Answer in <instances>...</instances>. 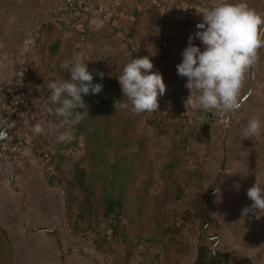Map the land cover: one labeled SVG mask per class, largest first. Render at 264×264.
<instances>
[{"label": "rangeland", "instance_id": "1", "mask_svg": "<svg viewBox=\"0 0 264 264\" xmlns=\"http://www.w3.org/2000/svg\"><path fill=\"white\" fill-rule=\"evenodd\" d=\"M51 2L50 7L59 0ZM187 2L91 0L79 21L86 22L88 31L57 24L42 30L29 79L31 109L24 115L32 129L36 123L46 129L35 134V147L51 156L56 152V134L48 126L59 125L62 118L54 112L58 105L47 100V84L67 79L61 64L79 55L93 79L101 76L103 90L86 105L82 134L67 152L81 160L96 198L109 192L120 200L121 221L116 225L95 209L89 228L75 232L64 192L49 185L37 155L36 167L24 169L16 182L0 181V264H196L199 259L207 264L213 251L224 257V264H264L260 221L215 215L211 211L218 209L208 207L217 192L212 184L208 189L203 184L211 149L202 124L193 118L177 129L180 101L186 108L190 93L176 65L195 32ZM98 22L102 27L97 28ZM9 42L17 46V41ZM146 56L166 85L159 108L141 114L130 107L115 110L117 101L127 102L117 75L130 59ZM186 110L193 117L197 112ZM202 160L206 164L199 175Z\"/></svg>", "mask_w": 264, "mask_h": 264}, {"label": "clouds", "instance_id": "2", "mask_svg": "<svg viewBox=\"0 0 264 264\" xmlns=\"http://www.w3.org/2000/svg\"><path fill=\"white\" fill-rule=\"evenodd\" d=\"M195 9L202 21L196 24L197 31L189 35L182 60L176 65L177 75L186 78L184 86L190 93L185 106L204 115L213 110L234 113L241 107L239 98L245 75L257 60L258 50L264 47V16L245 0H218L214 6ZM100 27L102 22L97 23ZM197 40L203 50L195 43ZM61 69L68 73V78L53 79L46 89L50 91L47 100L58 105L55 115L62 118L59 125L48 126L58 143L71 140V133L62 129L81 120L87 109L83 97L103 90L102 84L92 82L93 75L79 55L64 61ZM153 69L147 56L132 58L123 65L116 78L127 102L117 101L115 110L130 107L134 114H141L154 113L159 108L158 98L164 96L166 85L162 74ZM45 107L53 111L48 105ZM32 130L37 135L46 131L40 123L34 124ZM241 131L245 139L264 135V121L251 118ZM246 195L252 203L242 209L241 216L253 213L256 219L264 217V185L257 179Z\"/></svg>", "mask_w": 264, "mask_h": 264}, {"label": "crops", "instance_id": "3", "mask_svg": "<svg viewBox=\"0 0 264 264\" xmlns=\"http://www.w3.org/2000/svg\"><path fill=\"white\" fill-rule=\"evenodd\" d=\"M188 1L196 3L189 5L190 7L201 10L218 2L209 0L204 4L202 0ZM245 2L264 16V0ZM51 4V0H0V52L16 49L25 35H19L18 32L25 28L28 31ZM198 17L202 20L200 15ZM9 41H17V46H10ZM263 57L264 47H261L257 60L245 75L239 98L241 107L236 112L227 114L228 123L225 126H215L210 133L211 150L206 165V181L203 184L205 189L212 184L217 192L211 198L213 202L208 204L209 209H218L211 211L215 215L242 217V209L250 207L252 203L246 195L247 190L257 179L264 185V135L245 139L241 131L251 118L257 117L264 121ZM248 217L256 221L253 213L241 219ZM258 221L263 227L264 217Z\"/></svg>", "mask_w": 264, "mask_h": 264}, {"label": "built area", "instance_id": "4", "mask_svg": "<svg viewBox=\"0 0 264 264\" xmlns=\"http://www.w3.org/2000/svg\"><path fill=\"white\" fill-rule=\"evenodd\" d=\"M91 0H62L45 11L25 33L20 45L10 51L0 52V130L4 127V141L0 142V181L16 182L24 169L37 165L35 133L28 118L31 109L29 79L37 63V39L50 24L75 28L79 24L80 12ZM209 0H202L207 4ZM188 15L196 24L202 20L195 7H188ZM208 113H206L207 115ZM210 131L215 126H225L227 114L213 110Z\"/></svg>", "mask_w": 264, "mask_h": 264}, {"label": "trees", "instance_id": "5", "mask_svg": "<svg viewBox=\"0 0 264 264\" xmlns=\"http://www.w3.org/2000/svg\"><path fill=\"white\" fill-rule=\"evenodd\" d=\"M184 1V0H182ZM189 5H195V2L188 1ZM86 22L78 24L77 27L73 28L77 32H86L88 31V27L85 25ZM59 26V24H57ZM62 26V25H61ZM65 27V26H64ZM37 49H38V39H37ZM34 70V69H33ZM30 73V76L33 72ZM68 73L66 72L65 76ZM101 76H96L93 79V83H100ZM83 99L85 100L86 105L93 104L95 101V96L89 94L84 96ZM180 108L183 112L179 121H177V129L180 130L178 127H182L184 125H189L192 123V119L194 118L195 123H201L203 127V135L205 137V145L209 149L210 146V122L211 118L205 116L202 111L197 110L195 116L189 115L186 112V108H184V102L180 101ZM176 126V124H175ZM65 129V130H64ZM62 129L66 131L68 129H72L73 133L71 134V140L66 142H57L56 138V145L57 149L53 156L47 153L46 150H43L39 147L37 151L38 157L41 158L40 163L42 164L43 170L46 175V180L49 185H57L60 186L64 192L65 196V207L67 212V218L69 221H72V227L74 231H84L89 228V219L92 212L95 209L101 210V216L106 218L107 220H112L116 223V225L120 224V216H121V202L118 198L112 196L109 192H105L103 197L99 199L94 196V191L89 187L88 184V177L85 168L82 165L80 159H76L72 152H67L70 147L76 146L78 142L79 135L82 134V124L79 121L76 124L71 125L68 127L67 125L65 128ZM204 164H206V160H202L199 162L198 174L202 172ZM198 180V178H197ZM196 180V182H197ZM75 211V214H74ZM202 253L199 258H202ZM196 264H206L199 261ZM207 264H217V261L212 258L211 262Z\"/></svg>", "mask_w": 264, "mask_h": 264}, {"label": "flooded vegetation", "instance_id": "6", "mask_svg": "<svg viewBox=\"0 0 264 264\" xmlns=\"http://www.w3.org/2000/svg\"><path fill=\"white\" fill-rule=\"evenodd\" d=\"M213 257L217 261V264H224V257L220 255H214Z\"/></svg>", "mask_w": 264, "mask_h": 264}, {"label": "water", "instance_id": "7", "mask_svg": "<svg viewBox=\"0 0 264 264\" xmlns=\"http://www.w3.org/2000/svg\"><path fill=\"white\" fill-rule=\"evenodd\" d=\"M209 116V113L207 114ZM4 127L1 128L0 130V142L4 141ZM214 255H215V251H213Z\"/></svg>", "mask_w": 264, "mask_h": 264}]
</instances>
